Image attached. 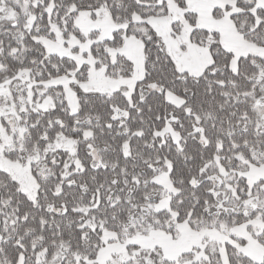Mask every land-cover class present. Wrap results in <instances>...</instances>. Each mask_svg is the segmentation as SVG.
Returning a JSON list of instances; mask_svg holds the SVG:
<instances>
[{"label": "snow or ice", "instance_id": "obj_1", "mask_svg": "<svg viewBox=\"0 0 264 264\" xmlns=\"http://www.w3.org/2000/svg\"><path fill=\"white\" fill-rule=\"evenodd\" d=\"M0 264H264V0H0Z\"/></svg>", "mask_w": 264, "mask_h": 264}]
</instances>
